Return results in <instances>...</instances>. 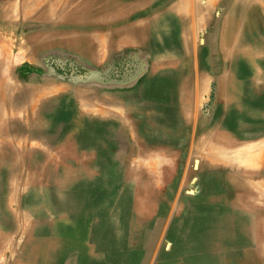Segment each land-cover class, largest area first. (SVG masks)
<instances>
[{
	"label": "rangeland",
	"instance_id": "1",
	"mask_svg": "<svg viewBox=\"0 0 264 264\" xmlns=\"http://www.w3.org/2000/svg\"><path fill=\"white\" fill-rule=\"evenodd\" d=\"M10 2L0 0V9ZM214 2L200 1L210 9L209 22L190 29L187 39L175 40L181 28L176 18L144 47H135L130 33L135 0H53L57 13L43 27L27 18L0 31V75L13 77L21 100L36 86L60 89L45 98L36 121L30 108L13 112L17 133L43 124L44 136L55 130L67 141L31 150L29 174L0 178V264L18 262L24 237L43 228L45 215L54 233L69 234L82 264H252V254L235 249L256 244L259 229L264 233V0ZM225 14L228 27L221 24ZM36 28H43L42 42L28 38ZM224 70L227 78L217 84ZM143 77L145 91L131 101V88ZM89 98L114 107L101 114L82 109ZM57 115L63 126H55ZM104 131L116 140L106 157L104 143L93 136ZM203 134L221 145L219 163L197 156L194 139ZM103 158L112 166L109 177ZM61 182L80 185L68 188L66 212L53 207ZM28 259L41 262L35 255Z\"/></svg>",
	"mask_w": 264,
	"mask_h": 264
},
{
	"label": "crops",
	"instance_id": "2",
	"mask_svg": "<svg viewBox=\"0 0 264 264\" xmlns=\"http://www.w3.org/2000/svg\"><path fill=\"white\" fill-rule=\"evenodd\" d=\"M13 1L14 0H11L10 4L13 3ZM50 1H53V0H50ZM155 1L157 0H135V10H136L135 11V27H133L132 29L133 31H135V47H144L147 43H149V40H155L156 28H159V26L160 27L162 26L161 29H164L163 24H166L168 21L172 22L174 17L179 18V16L187 12L190 13V11L192 12V9L195 10V7L196 9L198 8L203 9V10L204 8L208 9V7L202 6V4L200 3V1L202 0L200 1L199 0H175L176 2L174 4L173 3L169 4L163 7L164 9L162 10L160 9V7H157V5L155 4L156 3ZM220 1L221 0H217V1L215 0L214 5L219 3ZM15 2L17 1L15 0ZM10 4H8L7 6H9ZM19 5L21 7H19L20 10L18 11V13L8 10L7 7H4L5 9L4 8L0 9L1 10L0 11L1 12L0 22H3V25L0 24L1 32H4V33L8 32V29H11L10 27L13 26L15 23H17L20 20L21 21L28 20L27 18H30V20L39 21L43 27V24L45 22V19H43V16L50 14L52 17L57 13L56 11L57 6H54V5L51 7L52 12L51 11L48 12L47 10H45L43 6L39 8H30L28 3L23 0L19 3ZM157 20H158V25H157ZM159 21H161L162 23L160 24ZM5 27H9V28L6 29ZM37 29L38 28H36L35 32L30 33L28 38L31 41L32 40L36 41L39 39V41L42 42L43 28H41V30L39 31ZM178 31L180 32V29ZM177 39L179 41H182L181 36L177 37L175 35V40ZM171 41H173V38H171ZM27 60L24 59L23 61H21V64ZM12 80H13V77H11V75H10V78L9 76L7 77L6 74L4 75V77L0 75V89H1L0 90V97H1L0 98V131H1L0 132V178L2 177L9 178L10 176L20 177L22 175L29 174L28 168L26 167L28 154H30L32 151L37 152L38 149L41 150V147H43L44 144L49 145L53 143L60 144V143L67 142L66 140H62L63 138L61 137V135L59 136L60 132L57 133L55 130L45 133L46 136H44V130H43L44 125L43 124H41L40 127H32V125H27L29 126L28 131L23 132L22 134L17 133L18 125L15 124V122L13 121V118L15 116L13 112L18 111L21 108H25V110L27 111L30 108L31 113L32 114L34 113L35 115L34 121H36L37 117L41 118L42 116L43 103H44L45 98H48L49 96H53L54 94H58L60 89H57L56 91H53L52 93V92H48L47 91L48 89L47 88L45 89V86L43 85L36 86L35 90L31 92L30 96L26 94L24 96V99L21 100V98L18 97L16 93L17 91H20V90L17 89L15 86L11 85L13 84ZM51 85L52 84H49V86ZM57 88H60V87H57ZM2 90L3 92H1ZM42 91L44 92L42 93ZM134 92L135 91L133 90L131 91V98H130L131 101H135ZM77 93L80 94L79 91H77ZM1 94L3 95L1 96ZM5 94L7 95V97ZM4 97L6 98L4 99ZM91 104L93 103L90 98L88 100H85V102L81 105L82 109H87V110L92 109V108L98 109L101 114L104 110L108 111L109 107L110 108L114 107V106H109L107 102H105V105H104V102L103 103L101 102L100 105L93 104L92 107H91ZM115 120L117 121L119 125L123 124L120 121V119L117 118ZM34 121H31V123ZM50 135L54 136L52 140H50ZM28 144L35 145V147L34 148L30 147L31 149H28L27 146H24ZM49 162L50 161L47 162V165L49 164ZM65 173L74 174L75 171L72 172L71 169L69 171L68 169H66V171H64V174ZM78 186L80 185H76L74 183L68 184L67 182H61L60 189L63 192L60 193L57 199L53 201V207H55L59 211L61 209L66 212V209H68L69 204H70V201L67 197L66 192L68 188L72 190L79 189ZM72 190H69V191H72ZM61 200H62V203L64 204H62V206L59 207ZM46 217L47 216L45 215V217L43 218L45 219V222H44L45 226L42 223L43 225L42 229L37 228L36 226L35 231H32L29 234H26V236L24 237L22 246H21V251L19 252L20 258L18 259L17 263L18 264H30L31 262L29 261L28 256L35 255L37 262L41 261L40 264H82V263H79L80 259L76 258L77 257L76 247H74V245H71L69 242L70 241L69 234L68 233L63 234L60 232L54 233L52 231L54 230V223H52V230H51L50 229L51 222L49 219L50 217H48V220ZM20 219L21 217L20 215H18L16 216L15 220L19 221ZM20 222H17V224H19ZM253 230H255V228ZM253 239H255L256 244H248V243L246 244L245 243L243 247H240V248L236 247L235 252L237 251V249H240L239 254H241V252L247 255L248 253H250L255 258V259H252V264H253V260H254V264H264V233L260 232V229H259V233L257 232V237L256 238L253 237ZM55 242H61V243H59L56 246ZM63 244L64 246H62ZM65 244H67V246ZM78 260L79 262H77Z\"/></svg>",
	"mask_w": 264,
	"mask_h": 264
},
{
	"label": "bare ground",
	"instance_id": "3",
	"mask_svg": "<svg viewBox=\"0 0 264 264\" xmlns=\"http://www.w3.org/2000/svg\"><path fill=\"white\" fill-rule=\"evenodd\" d=\"M17 2H15V0L13 1V3H11L9 6H7V8H8V10H10V11H14L15 13H18V11L20 10L19 9V7H21L20 5H19V3L22 1V0H16ZM23 1H26L27 3H28V5H29V7L30 8H39V7H41V6H43L44 8H45V10H47L48 12H52V9H51V5L49 4V2H50V0H23ZM200 1V0H199ZM207 1V0H206ZM87 2V1H86ZM90 2V1H89ZM88 2V3H89ZM156 2V1H155ZM197 3V2H196ZM145 4V3H144ZM156 4V3H155ZM205 4V3H204ZM90 5V4H89ZM135 5V4H134ZM197 5V4H196ZM206 6V5H205ZM159 7V6H158ZM194 7V6H193ZM211 7V6H210ZM140 8V7H139ZM5 9V8H4ZM86 9H87V7H86ZM92 9V8H91ZM122 9H123V7H122ZM161 9V8H160ZM164 9V8H163ZM217 9V8H216ZM98 8H97V12H98ZM162 10V9H161ZM210 9L208 8V9H206V10H203V9H200V8H198V9H196V7H195V10H193L192 9V12L190 11V13L189 12H187V13H185V14H183V15H181V16H179V22H180V26H181V28H180V36L181 37H183L184 39H187V33H188V31L191 29L192 31H196L197 29H198V27L200 26V25H202V24H204V23H207V22H209V13H210V11H209ZM1 11V10H0ZM136 11V10H135ZM153 11V10H152ZM13 12V13H14ZM66 12V11H65ZM1 13V12H0ZM141 13V12H140ZM219 13V12H218ZM11 14V13H10ZM64 14V13H63ZM96 14V13H95ZM95 14H93V15H95ZM2 15V14H1ZM254 15V14H253ZM149 16V15H148ZM166 16V15H165ZM165 16H163V17H165ZM172 16V15H171ZM217 16V15H216ZM97 17V16H96ZM95 17V18H96ZM121 17V16H120ZM169 17H170V15H169ZM173 17V16H172ZM51 18V15L50 14H48V15H45V16H43V19H45V20H47V19H50ZM101 18V17H100ZM128 18V17H127ZM167 18V17H166ZM192 19V22H189V19ZM230 16L227 14H225L224 16H223V21L221 22V24H223V25H225L226 27H228L229 26V21H230ZM255 18V17H254ZM16 19V18H15ZM175 17H174V19L172 20V22L171 21H168L166 24H163V26H164V28H170V27H173V24H174V21H175ZM100 20V19H99ZM169 20V19H168ZM94 21V20H93ZM74 22V21H73ZM160 22V24L162 23L161 21H159ZM178 22V23H179ZM77 23V22H76ZM192 23V24H191ZM250 22L249 21H245L244 22V24L243 25H247V24H249ZM40 24V23H39ZM74 24V23H73ZM100 24V23H99ZM147 24V23H146ZM131 25V24H130ZM157 25H158V20H157ZM189 25H191V28H189ZM250 25V24H249ZM249 25H248V27H249ZM251 25H252V23H251ZM257 25V24H256ZM62 26V25H61ZM83 27H87L88 26V23H85V20H84V22H83V25H82ZM93 26V25H92ZM155 26V25H154ZM219 26V25H218ZM233 26V25H232ZM66 27V26H65ZM81 27V26H80ZM101 27V26H100ZM130 27V26H129ZM143 27V26H142ZM162 27V26H161ZM161 27L159 26V28H156V31H155V35L156 34H160V33H163V29H161ZM248 27H246V28H248ZM252 27V26H251ZM102 28V27H101ZM39 29V28H38ZM122 29V28H121ZM128 29V28H127ZM243 29H245L244 27H242V30ZM72 30H73V28H72ZM89 30V29H88ZM142 30V29H141ZM153 30V29H152ZM168 30V29H167ZM171 30V29H170ZM223 30V29H222ZM226 30V29H225ZM224 30V31H225ZM52 31V30H51ZM60 31V30H59ZM68 31V30H67ZM69 31H71V30H69ZM66 33V32H65ZM105 33V32H104ZM130 33H131V35L133 36V37H135V31H130ZM164 34H169L168 32H166L165 31V33ZM163 34V35H164ZM219 34V33H218ZM222 34V33H221ZM125 35V34H124ZM127 35H129V34H127ZM162 35V36H163ZM220 35V34H219ZM223 35V34H222ZM65 36V35H64ZM114 36H116V34H114ZM244 36V35H243ZM242 36V37H243ZM245 36H246V34H245ZM45 38H47L46 37V35L44 36ZM57 37V36H56ZM118 37V36H117ZM116 37V38H117ZM120 37H121V35H120ZM143 37V36H142ZM59 38V37H58ZM64 38V37H63ZM69 38V37H68ZM102 38V37H101ZM66 39V38H65ZM76 39H78V38H76ZM121 39V38H120ZM259 39V38H258ZM73 40V39H72ZM102 40V39H101ZM114 40V39H113ZM128 40V39H127ZM142 40V39H141ZM205 40V39H204ZM229 40H231V37H227V38H223V41H225V45L226 44H228V41ZM67 41H68V39H67ZM135 41V40H134ZM202 41V39H200V42ZM46 42V41H45ZM62 42V41H61ZM60 42V43H61ZM77 42V41H76ZM103 42V41H102ZM114 42V41H113ZM217 42V41H216ZM52 43H54V42H51V44ZM64 43V42H63ZM202 43V42H201ZM204 43V42H203ZM221 43V42H220ZM48 44V43H47ZM56 44H57V42H56ZM55 44V45H56ZM69 44V43H68ZM72 44V43H71ZM128 44H130V43H128ZM194 44H195V42H194ZM4 45V44H3ZM84 45H86V44H84ZM116 45V44H115ZM123 45H125V44H123ZM131 45V44H130ZM138 45V44H137ZM221 45V44H220ZM5 46V45H4ZM104 46V45H103ZM118 46V45H117ZM133 46V45H132ZM142 46V45H141ZM50 47V46H49ZM61 47V46H60ZM85 47V46H84ZM112 47V46H111ZM46 48V47H45ZM44 48V49H45ZM93 48V47H92ZM221 48V47H220ZM223 48V47H222ZM39 49V48H38ZM41 49H43V48H41ZM65 49V48H64ZM80 49H82V48H80ZM91 49V48H90ZM89 48H88V50H90ZM156 49V48H155ZM154 49V50H155ZM195 49V48H194ZM40 50V49H39ZM92 50V49H91ZM151 50V49H150ZM183 50V49H182ZM5 51H7V50H5ZM40 51H42V50H40ZM223 51V50H222ZM165 52H166V50H165ZM81 53V52H80ZM227 53V52H226ZM40 54V53H39ZM152 54V53H151ZM169 54V53H168ZM24 55V54H23ZM69 56V55H68ZM165 56V55H164ZM174 56V55H173ZM182 56V55H181ZM191 56V55H190ZM220 56V55H219ZM150 58H152V57H150ZM155 58V57H154ZM190 58V57H189ZM223 58V57H222ZM170 59V58H169ZM191 59V58H190ZM195 59V58H194ZM193 60V59H192ZM199 60V59H198ZM182 62V61H181ZM221 62V61H220ZM178 65V64H177ZM196 66V65H195ZM186 69V68H185ZM214 70V69H213ZM212 71V70H211ZM210 71V72H211ZM182 74H184L183 72H182ZM203 75V74H202ZM211 75V74H210ZM214 75V74H213ZM8 77V76H7ZM147 77H149V76H147ZM147 77H143L142 79H140L136 84L134 83V85H133V87L131 88V90H133V91H135L134 93L135 94H140V93H142V92H144L145 91V86H146V84L148 83V79H147ZM204 78V77H203ZM203 78L201 79V81H199L200 83H205V80H203ZM227 78V76H226V70H224L223 72H222V74H219L217 77H216V82H217V84H221V82H223V80L224 79H226ZM213 80V79H212ZM194 82V81H193ZM198 82V83H199ZM13 83V82H12ZM189 83H191L192 84V82L190 81ZM8 85H10V84H8ZM57 88V87H56ZM233 87L231 86V89H232ZM9 89V88H8ZM7 89V90H8ZM52 89V88H51ZM1 90V89H0ZM13 90V89H12ZM50 90V89H49ZM116 89H114V91H115ZM246 90V89H245ZM48 91V90H47ZM113 91V90H112ZM1 92H3V90L1 91ZM44 91H42V93H43ZM46 92V91H45ZM48 92H50V91H48ZM39 93V92H38ZM53 93V92H52ZM117 93V92H116ZM194 93V92H193ZM97 94V93H96ZM115 94V93H114ZM118 94V93H117ZM3 94H1V96H2ZM6 95V94H5ZM41 95V94H40ZM182 95V94H181ZM123 96V95H122ZM195 96V95H194ZM6 97H7V95H6ZM6 97H4V99L6 98ZM34 97V96H33ZM37 97V96H36ZM1 98V97H0ZM197 98V97H196ZM202 98V97H201ZM39 99V98H38ZM36 100V99H35ZM17 101V100H16ZM111 101V100H110ZM17 104V103H16ZM15 104V105H16ZM143 104V103H142ZM181 104V103H180ZM196 105H197V100H196ZM183 106H184V108H186V112L188 111L187 109H188V105L186 106L185 104H183ZM264 108V107H263ZM5 109V108H4ZM10 109V108H9ZM200 109V108H199ZM185 110V109H184ZM9 111V110H8ZM4 112V111H3ZM195 113H196V111H195ZM5 114V113H4ZM58 116V119H59V121L55 124V126H63L64 125V123H63V121H64V119H63V117H62V115H57ZM187 116V115H186ZM195 121V120H194ZM141 127V126H140ZM203 127V126H202ZM92 128V127H91ZM94 128V127H93ZM99 128V127H98ZM103 128V127H102ZM101 128V129H102ZM208 128V127H207ZM213 129V128H212ZM87 130V129H86ZM16 131V130H15ZM203 131V130H202ZM1 132V131H0ZM107 131H104V132H100V133H95V134H93V136L94 137H96V138H98V137H100V141L101 142H103L104 143V147H105V152H104V156L106 157V155H105V153L107 154V152L108 151H110L108 148H111V146H112V144H115L116 143V140L115 139H112V137H111V135H109L108 133H106ZM198 132V130L195 132V133H197ZM213 132V131H212ZM89 134V133H88ZM82 135V134H81ZM204 135V134H203ZM203 135H201L199 138H198V135L196 136V138L194 139V145H195V149H196V154H197V156H199L200 158H207L208 160V162H211V163H215V164H217V163H219V161L217 162V159H215V157H216V154L221 150V145L218 143V140H217V138H214V137H211L210 139L207 137H205V135L203 136ZM208 135H209V133H208ZM46 136V135H45ZM48 136V135H47ZM59 136H60V134H59ZM85 136V135H84ZM87 136V135H86ZM147 136V135H146ZM90 137V136H89ZM145 137V136H144ZM216 137V136H215ZM50 138H54V136L52 135H50ZM85 138V137H84ZM82 139V138H81ZM220 140V139H219ZM45 141V140H44ZM97 141H98V139H97ZM88 142V141H87ZM93 142V141H92ZM171 142V141H170ZM95 143H97V142H95ZM133 143V142H132ZM84 144V143H83ZM183 144V143H182ZM219 144V145H218ZM132 147H133V145H132ZM93 148V147H92ZM96 148V147H95ZM133 149V148H132ZM114 150V149H113ZM182 154V153H181ZM249 154V153H248ZM252 155V154H251ZM257 155H259V154H257ZM256 155V156H257ZM157 154L156 153H152L151 154V158L153 159V160H156L157 159ZM188 158V157H187ZM246 158V157H245ZM104 159V162H105V164H104V168H105V170H104V175H108V177H109V175L111 174V172H112V166H111V164L107 161V159L106 158H103ZM134 159V158H133ZM94 160V159H93ZM198 160V159H197ZM255 160V159H254ZM93 162H95V161H93ZM195 162V161H194ZM197 162V161H196ZM195 162V164H196V166H198V164ZM236 162V161H235ZM256 162V161H255ZM117 163V162H116ZM116 163H115V165H116ZM222 163V162H221ZM247 163V162H246ZM256 164V163H255ZM102 165V164H101ZM233 165V164H232ZM257 165V164H256ZM224 166H227L226 164H224ZM245 167V166H244ZM16 168V167H15ZM137 168V167H136ZM196 168V167H195ZM222 170V169H221ZM227 170V169H226ZM232 170V169H231ZM134 171V170H133ZM167 173V172H166ZM258 173V172H257ZM261 173V172H260ZM237 174V173H236ZM254 174V173H253ZM200 175V174H199ZM223 175V174H222ZM235 175V174H234ZM130 176V180H135V173L134 174H130L129 175ZM241 176H242V173H241ZM214 177H216V176H214ZM227 177V176H226ZM237 177V176H236ZM239 179V178H238ZM228 180H229V178H228ZM124 181V180H123ZM131 181V182H132ZM168 181H169V179H168ZM240 181H242V180H240ZM97 182V181H96ZM103 182V181H102ZM216 183H217V181H215ZM174 183V182H173ZM216 183H215V185H216ZM123 184V183H122ZM237 184V183H236ZM129 187V186H128ZM173 187V186H172ZM232 187V186H231ZM230 188V187H229ZM246 189V188H245ZM259 189V188H258ZM92 191H93V189H92ZM230 191V190H229ZM104 194H106V193H104ZM198 196V195H197ZM207 196H209V195H207ZM223 196V195H222ZM104 197V196H103ZM200 197V196H199ZM49 198V197H48ZM209 198H211V197H209ZM214 200V199H213ZM184 201V200H183ZM189 201H191V200H189ZM57 203V202H56ZM239 203V202H238ZM62 204H64V203H62V200L60 201V204H59V207H61L62 206ZM206 204V203H205ZM220 204V203H219ZM224 204V203H223ZM237 204V203H236ZM203 205V204H202ZM218 205V204H217ZM57 206V205H56ZM202 207V206H201ZM222 207V206H221ZM214 208V207H213ZM188 209H189V207H188ZM235 210V209H234ZM239 210V209H238ZM202 212V211H201ZM213 212V211H212ZM184 213V212H183ZM190 213V212H189ZM188 213V214H189ZM233 213V212H232ZM231 213V214H232ZM243 213V212H242ZM241 213V214H242ZM246 213V212H245ZM221 214V213H220ZM228 214H230V213H228ZM214 215V214H213ZM243 215V214H242ZM244 216V215H243ZM229 217V216H228ZM176 218V217H175ZM195 218V217H194ZM217 218V217H216ZM224 218V217H223ZM230 218V217H229ZM242 218V217H241ZM189 219V218H188ZM200 219H202V218H200ZM213 219V218H212ZM218 220H219V218H218ZM243 220H244V217H243ZM254 220V219H253ZM197 221V220H196ZM209 221H211V220H209ZM227 221V220H226ZM232 221V220H231ZM185 222H187V221H185ZM229 222V221H228ZM176 223V222H175ZM219 223V222H218ZM223 223H224V220H223ZM246 225H247V223H246ZM211 226H212V224H211ZM216 226V225H215ZM185 227V226H184ZM193 227V226H192ZM220 228V227H219ZM231 228V227H230ZM23 229V228H22ZM212 229V228H211ZM216 229V228H215ZM217 229H218V227H217ZM248 229V228H247ZM222 230V229H221ZM202 231V230H201ZM204 231V230H203ZM206 231V230H205ZM234 231V230H233ZM242 231V230H241ZM221 232V231H220ZM201 233V232H200ZM171 234V233H170ZM189 234L190 233H188V236H189ZM217 234H218V231H217ZM246 233H244V235H245ZM195 235H197V234H195ZM221 235V234H220ZM232 235V234H231ZM203 236V235H202ZM216 236V235H215ZM218 236V235H217ZM246 236V235H245ZM64 237H65V235H64ZM169 237V236H168ZM190 237V236H189ZM189 237H187V238H189ZM232 237V236H231ZM246 237H248V236H246ZM215 239H212V240H214V241H217V239H216V237H214ZM169 239V238H168ZM171 239V238H170ZM183 240L181 241V247H183V248H185L186 249V243H187V239H184V238H182ZM200 240H201V236L199 237V242H197L198 244H200ZM179 241V240H178ZM219 241V240H218ZM232 241H234V240H232ZM214 243H216V242H214ZM214 243H210V244H214ZM263 244V243H262ZM201 245H202V243H201ZM108 246V245H107ZM209 247L211 246V245H208ZM218 246V245H217ZM105 247V246H104ZM212 248V247H211ZM219 248H221V247H219ZM139 250V249H138ZM193 250V249H192ZM187 251V250H186ZM204 251V250H203ZM205 251H207V250H205ZM111 256H113V254L111 255ZM27 257V256H26ZM189 262V261H188Z\"/></svg>",
	"mask_w": 264,
	"mask_h": 264
}]
</instances>
